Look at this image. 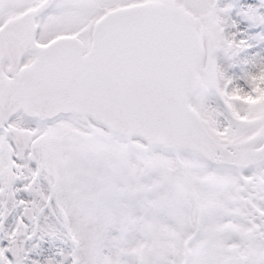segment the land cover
I'll return each mask as SVG.
<instances>
[{
    "label": "snow or ice",
    "instance_id": "1",
    "mask_svg": "<svg viewBox=\"0 0 264 264\" xmlns=\"http://www.w3.org/2000/svg\"><path fill=\"white\" fill-rule=\"evenodd\" d=\"M0 264H264V0H0Z\"/></svg>",
    "mask_w": 264,
    "mask_h": 264
}]
</instances>
